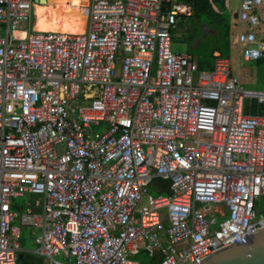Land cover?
Listing matches in <instances>:
<instances>
[{"label": "built area", "instance_id": "2783aa9c", "mask_svg": "<svg viewBox=\"0 0 264 264\" xmlns=\"http://www.w3.org/2000/svg\"><path fill=\"white\" fill-rule=\"evenodd\" d=\"M239 1L235 44L254 63L264 0ZM36 4L0 0V264H197L264 228V91L228 58L203 71L172 51L191 6L87 0L70 34L35 31ZM155 179L167 192L141 209ZM27 193L42 214L16 210Z\"/></svg>", "mask_w": 264, "mask_h": 264}, {"label": "rangeland", "instance_id": "374dc122", "mask_svg": "<svg viewBox=\"0 0 264 264\" xmlns=\"http://www.w3.org/2000/svg\"><path fill=\"white\" fill-rule=\"evenodd\" d=\"M54 1H66V0H49ZM223 6L225 1L228 2L229 9L224 7V17H227L231 24L233 23L234 13L239 11L240 1L239 0H219ZM218 8V3H216ZM221 7V6H220ZM35 15L32 21L33 29L35 31H54L55 28L46 21L50 22L51 14L55 10H50L46 4L37 3L35 6ZM180 23L178 29L174 34L172 51L175 53H189L193 54L196 62L207 61L212 63L211 54L213 49L216 48L217 39L210 33V31L204 28L202 30V25L199 24L194 18L180 17ZM236 21V20H235ZM237 24V21H236ZM72 28V27H71ZM32 29V30H33ZM4 31L2 32L3 35ZM234 34L238 33V28L235 27L233 30ZM198 42V43H197ZM200 60V61H199ZM231 60L233 63V71L240 72L241 80L243 82L244 88L250 91H264V67L258 70L253 63H246L238 56L237 51L231 53ZM240 67H237V66ZM103 126L95 129L97 132H101ZM168 182H164L160 179H155L153 183L148 187L147 193L144 195L141 201V209L148 207L149 198H157L160 194H165L167 189L161 191L162 188L168 187ZM13 205L19 213H32V214H42L44 205V196L41 194L27 193L24 197L17 198L13 201ZM258 210L264 215V199L259 203ZM21 248L25 251H34L36 249L35 238L39 235V232L35 231L32 227L21 226ZM132 260H138L142 264H155L156 259H152L145 253L134 257ZM19 264H33L29 261L22 260Z\"/></svg>", "mask_w": 264, "mask_h": 264}, {"label": "crops", "instance_id": "0c3cea01", "mask_svg": "<svg viewBox=\"0 0 264 264\" xmlns=\"http://www.w3.org/2000/svg\"><path fill=\"white\" fill-rule=\"evenodd\" d=\"M175 1L180 2L178 0H175ZM86 3H87V0H66V1H54V2H50L49 0H46V3H45L46 6L50 10H55L51 14L50 22L47 20L46 23L47 24L49 23V25L53 26L55 28V32H63V33H70V34L83 33L85 31V28H86V20H85L83 13H82V7L84 5H86ZM180 3H182V2H180ZM216 3H218V8L216 7ZM212 5H213L214 10L218 14L223 15V16H224V13H223L224 7L229 9L228 2H226V1H225L224 6H223V4H221L220 1H216L215 4L212 3ZM235 14H237V13H234V15H233L234 19L232 20L233 23L231 24L230 47L229 48L226 47V49H228L227 51L229 52V55H230L228 59H230V60H231V53H234V51H237L238 56L240 55V49L235 44L236 34L233 33V30H235V27L237 25L236 24L237 19L235 18ZM230 23H231V21H230ZM202 28H203L202 30L204 31L205 35L208 33H205L204 28L205 29L207 28L210 31V33H212L215 36V32H213L211 29H209L207 24L202 25ZM177 29H178V27H177ZM176 30L174 31V33L176 32ZM175 35L176 34H174V36ZM218 56H221V52L216 50V52H214V58H217ZM223 58H225V57H223ZM215 60L216 59H213L212 62L215 63ZM201 62H204L205 66L207 65V63H209L207 61H201ZM197 64L200 66L199 62H197ZM237 67H240V66L238 65ZM238 72H239V70H238Z\"/></svg>", "mask_w": 264, "mask_h": 264}, {"label": "water", "instance_id": "95a60500", "mask_svg": "<svg viewBox=\"0 0 264 264\" xmlns=\"http://www.w3.org/2000/svg\"><path fill=\"white\" fill-rule=\"evenodd\" d=\"M44 4L46 0H35ZM238 15L235 14L237 19ZM43 264V258L34 254H19V261ZM197 264H264V228L246 234L244 240L224 247Z\"/></svg>", "mask_w": 264, "mask_h": 264}, {"label": "trees", "instance_id": "16d2710c", "mask_svg": "<svg viewBox=\"0 0 264 264\" xmlns=\"http://www.w3.org/2000/svg\"><path fill=\"white\" fill-rule=\"evenodd\" d=\"M182 3H185L192 7L193 9V16L200 25L207 24L208 28L215 32V38L217 39L216 48L213 49L211 58H214V52L220 51L221 56L225 58H229V52L227 51L230 47L231 42V23L227 17L218 14L214 8L212 3L215 4L216 1L219 0H178ZM165 7H170V4L166 5ZM226 51V52H225ZM200 70L203 71H212L214 69V62L207 63L205 66L204 62L200 61ZM255 67L260 70L261 67H264V59L254 62ZM20 261H18L19 264Z\"/></svg>", "mask_w": 264, "mask_h": 264}]
</instances>
